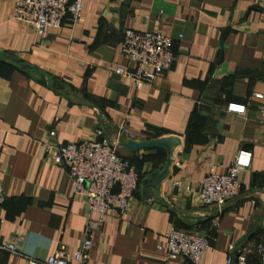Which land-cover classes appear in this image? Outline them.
Listing matches in <instances>:
<instances>
[{"label": "crops", "instance_id": "1", "mask_svg": "<svg viewBox=\"0 0 264 264\" xmlns=\"http://www.w3.org/2000/svg\"><path fill=\"white\" fill-rule=\"evenodd\" d=\"M12 7L0 0V56L30 68L0 60V241L13 232L23 240L19 253L0 249V264L43 260L58 245L71 252L96 217L52 163L48 130L57 144L94 137L95 129L112 138L125 114L133 140L174 135L179 143L153 198L141 199L139 182L124 213L105 215L86 264H190L166 257L170 227L208 238L201 264H223L264 239V115L253 96L264 94L263 0H83L77 22L66 15L43 36L13 20ZM124 29L172 38L170 68L139 89L113 73L128 65L118 51ZM230 102L243 112L227 110ZM238 151L250 153L249 163L238 195L216 215L195 191ZM116 153L141 177L164 164L163 150L118 145ZM171 179L192 191L171 187ZM247 261L255 264L256 255Z\"/></svg>", "mask_w": 264, "mask_h": 264}, {"label": "built area", "instance_id": "2", "mask_svg": "<svg viewBox=\"0 0 264 264\" xmlns=\"http://www.w3.org/2000/svg\"><path fill=\"white\" fill-rule=\"evenodd\" d=\"M83 0H13L11 18L27 27L36 35L43 36L50 29L59 28L64 16L68 15L72 23L81 15ZM264 2V0H263ZM172 38L159 31H135L124 29L118 45L120 56L127 66H116L113 73L130 80L135 89L150 84L162 72L170 68L174 60L171 48ZM261 99L259 111L264 115V94L253 93ZM227 110L243 112V105L228 103ZM94 137L57 144L54 130H48V142L45 150H53L51 161L65 170L72 186V193L81 196L87 204V210L96 215L87 219L79 244L73 251L64 245H58L52 254L43 260L27 257L25 264H86L93 234L100 228L105 215L110 211L124 213L131 204L133 193L139 180L134 168L127 160L119 157L116 148L122 137L133 139L129 126V115L125 114L116 125L112 138L100 136L101 130H94ZM250 153L238 151L223 173L209 171L199 182L195 191L197 201L202 206L212 207L219 215L223 206L233 200L239 192V171L245 168ZM171 187L190 192L191 187L178 179H171ZM0 184V206L3 203ZM165 255L168 259H184L190 264H201L208 246V238L193 230L170 227L164 234ZM22 237L11 233L0 241V249L19 253ZM256 255L255 264H264V239L253 246H241L236 254L225 256L223 264H249L247 256Z\"/></svg>", "mask_w": 264, "mask_h": 264}, {"label": "water", "instance_id": "3", "mask_svg": "<svg viewBox=\"0 0 264 264\" xmlns=\"http://www.w3.org/2000/svg\"><path fill=\"white\" fill-rule=\"evenodd\" d=\"M1 57L7 61L17 64L19 68H30L29 65L21 63L17 58L8 54H1ZM179 139L174 135L164 137H154L143 140L126 139L118 145L128 151L136 152L142 149H152L154 147L161 148L165 153L164 164L161 169L151 171L147 176L140 180V195L142 200L151 199L154 197L156 191L159 189L162 181L167 177L169 172V165L172 160L171 154L173 148L178 145Z\"/></svg>", "mask_w": 264, "mask_h": 264}, {"label": "trees", "instance_id": "4", "mask_svg": "<svg viewBox=\"0 0 264 264\" xmlns=\"http://www.w3.org/2000/svg\"><path fill=\"white\" fill-rule=\"evenodd\" d=\"M0 64H4V62H0ZM6 64V63H5ZM154 149H158V150H161L162 151V149L161 148H158V147H154ZM164 159H165V153H164V157H163V163H164ZM143 177H141L140 175H138V180H139V182H140V180L142 179Z\"/></svg>", "mask_w": 264, "mask_h": 264}]
</instances>
